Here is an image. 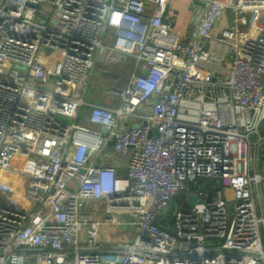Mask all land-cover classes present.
Returning <instances> with one entry per match:
<instances>
[{"label":"built area","instance_id":"obj_1","mask_svg":"<svg viewBox=\"0 0 264 264\" xmlns=\"http://www.w3.org/2000/svg\"><path fill=\"white\" fill-rule=\"evenodd\" d=\"M198 1L187 41L169 0H0V264H264V0ZM102 52L134 73L89 102Z\"/></svg>","mask_w":264,"mask_h":264},{"label":"rangeland","instance_id":"obj_2","mask_svg":"<svg viewBox=\"0 0 264 264\" xmlns=\"http://www.w3.org/2000/svg\"><path fill=\"white\" fill-rule=\"evenodd\" d=\"M112 34L114 35V32H112ZM113 42L114 37L111 40H107L106 45L110 47ZM135 64L136 59L133 56L121 55L118 53L109 56V61L106 63L105 55L102 52L96 62L94 74L89 84L86 95L87 101L100 103L105 98L110 86H124L134 73ZM86 111L87 109L83 110V116ZM64 121L67 123L70 122L67 118H64ZM9 134L13 140L19 138L15 126H12ZM106 209L107 205L105 201H88L83 212L93 214L96 220L102 222L99 233L104 240L133 242L136 234L134 226L126 223V221L130 220L129 217L126 215L113 214L112 220L106 221ZM118 222L121 223L119 224Z\"/></svg>","mask_w":264,"mask_h":264},{"label":"crops","instance_id":"obj_3","mask_svg":"<svg viewBox=\"0 0 264 264\" xmlns=\"http://www.w3.org/2000/svg\"><path fill=\"white\" fill-rule=\"evenodd\" d=\"M169 10L175 14V32L183 40H190L193 31L197 27L202 17V7L195 6L192 0H169ZM105 62L109 61V56L113 54H104ZM111 99L106 95L100 103H109ZM124 163V160H118ZM123 172V170H120Z\"/></svg>","mask_w":264,"mask_h":264},{"label":"water","instance_id":"obj_4","mask_svg":"<svg viewBox=\"0 0 264 264\" xmlns=\"http://www.w3.org/2000/svg\"><path fill=\"white\" fill-rule=\"evenodd\" d=\"M193 2H194L195 4L201 6V7H204V3L199 2L198 0H194ZM168 11H169V6L167 5V7H166V9H165V12H164V14H163V17H162V21H165V20H166L165 17H166V15H167V12H168ZM146 72H147V70H142V71H141L142 74H145ZM202 189H204L205 191H207V192L209 193V198H210V197L214 194V192H215V189H214V187L212 186V184H211L210 182H207V183L203 184ZM196 198H197L196 194H192V195L189 197V202H190L191 205L194 204V202L196 201ZM174 203H175V200H174V199H171V200L169 201V204H168V206H167V208H166V210H165V212H164V216H163V218H161V219L159 220V223H163V222L165 221V219L169 217L171 211L173 210Z\"/></svg>","mask_w":264,"mask_h":264}]
</instances>
